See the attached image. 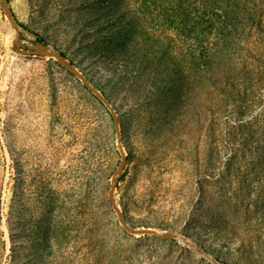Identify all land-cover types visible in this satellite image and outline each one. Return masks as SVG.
<instances>
[{
  "label": "rangeland",
  "instance_id": "obj_1",
  "mask_svg": "<svg viewBox=\"0 0 264 264\" xmlns=\"http://www.w3.org/2000/svg\"><path fill=\"white\" fill-rule=\"evenodd\" d=\"M9 2L22 44L59 48L114 104L126 220L200 229L223 249L213 260L264 264V0ZM14 34L0 0V264H216L123 228L110 111L55 58L15 51ZM45 179L96 218L78 202L63 222Z\"/></svg>",
  "mask_w": 264,
  "mask_h": 264
},
{
  "label": "water",
  "instance_id": "obj_2",
  "mask_svg": "<svg viewBox=\"0 0 264 264\" xmlns=\"http://www.w3.org/2000/svg\"><path fill=\"white\" fill-rule=\"evenodd\" d=\"M1 3L6 18L8 19L11 27L15 30L14 39H13V49L15 51L19 53H26L29 55H41V56H48L55 58L68 72L77 76L81 80L83 86H85L89 90V92L94 94L110 111L111 116L114 120V127L116 131L118 148L121 154V160L117 170L115 171L112 177L110 188L108 191V198L111 206L115 209L117 213V218L121 223V225L123 226V228L133 234L141 233V234L153 235L158 237L173 238L180 241L183 240L182 241L183 243L190 246V243H188L187 241V237L183 234H179L171 230H153L151 228L134 227L126 220L124 213L122 212L121 208L119 207L115 199V189L120 180V176L122 175L124 167L127 164L128 158H127V154L125 153V149L123 147L120 126H119L120 119L114 104L105 95H103L94 84H92L88 80V78L78 69V67L74 65V63L68 58V56L65 53H63L59 48L51 46L49 43L40 39L34 40L32 44H27V45L22 44L20 39L21 37L20 26L11 8L9 0H1ZM195 244H196L194 245L195 250H198L204 256L207 257V255L209 254L207 250H205L199 244L197 243ZM213 262H215L216 264H223L218 262L216 259L213 260Z\"/></svg>",
  "mask_w": 264,
  "mask_h": 264
},
{
  "label": "bare ground",
  "instance_id": "obj_3",
  "mask_svg": "<svg viewBox=\"0 0 264 264\" xmlns=\"http://www.w3.org/2000/svg\"><path fill=\"white\" fill-rule=\"evenodd\" d=\"M63 145V144H62ZM60 172V171H59ZM58 174V173H57ZM50 176V175H49ZM52 177H54V176H50L49 177V179H51ZM60 178H61V176H60ZM43 190L44 191H48V196L49 195H51L52 197H56L57 199H58V204L57 205H61L62 207H63V209H62V213H61V220L64 222V221H66V220H68V219H70L71 218V221L74 219V221H76L75 219H76V217L74 218L71 214H68V211H70V210H72V213H74V212H77V211H79V208H78V202H79V204H82L83 203V205L84 206H88V208H89V211H90V209H91V213L89 212V219H91V218H96L95 217V209H94V206H92V208H91V203H90V201H88V199H85V200H83V202L81 203V197H80V195L78 196V197H76L77 199L75 200V198H73V197H69L68 196V193H67V191H66V189H64V188H61V189H58V190H54L53 189V185H49L48 184V180L47 179H45L44 180V183H43ZM56 194H57V196H56ZM77 201V202H76ZM94 202V201H93ZM77 203V205H75ZM66 209V210H65ZM78 213V212H77ZM60 216V215H59ZM93 220V219H92ZM73 222V221H72ZM77 222L78 223H83L82 222V220L79 218V220H77ZM74 223V222H73ZM199 226V225H198ZM219 234V233H218ZM194 236H193V238H189V237H187V241H188V243H190V245H192V247H193V249H195V246L194 245H196L195 243V241L197 240V241H199V243L204 247V249L205 250H207V252L209 253L208 255H207V257L209 258V259H211V260H213V254H218L219 253V251H221V250H223L222 248L220 249V247H213V243H211V238H210V236L209 235H207V234H205V232H203V231H201L200 229H198V230H196L195 231V233L193 234ZM27 238V237H26ZM195 240V241H194ZM25 241V240H24ZM30 241V240H29ZM181 241H183V240H181ZM220 242V241H219ZM29 243V242H28ZM235 245H236V243H234ZM215 245V244H214ZM220 246V245H219ZM208 249L209 250H211V251H208ZM213 249V250H212ZM197 251V250H196ZM198 253H201V252H199L198 251ZM233 253V252H232ZM239 253V252H238Z\"/></svg>",
  "mask_w": 264,
  "mask_h": 264
},
{
  "label": "trees",
  "instance_id": "obj_4",
  "mask_svg": "<svg viewBox=\"0 0 264 264\" xmlns=\"http://www.w3.org/2000/svg\"><path fill=\"white\" fill-rule=\"evenodd\" d=\"M39 39L43 40L41 37H39Z\"/></svg>",
  "mask_w": 264,
  "mask_h": 264
}]
</instances>
